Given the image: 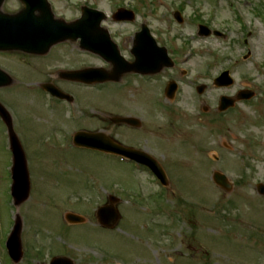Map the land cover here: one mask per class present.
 Listing matches in <instances>:
<instances>
[{"label": "rangeland", "instance_id": "obj_1", "mask_svg": "<svg viewBox=\"0 0 264 264\" xmlns=\"http://www.w3.org/2000/svg\"><path fill=\"white\" fill-rule=\"evenodd\" d=\"M73 1L58 6L68 19L77 15L76 3L81 2L109 16L119 6L137 12L175 68L159 72L162 93V82L136 80L126 87L81 88L89 104L78 112L84 113L79 121L72 120L67 108L62 116L51 112L40 95L31 106L16 87H38L29 84L30 74L24 77L27 82L20 81L14 62L23 65L34 58L0 51V69L15 82L0 87V103L12 115L23 107L33 114L29 130L13 121L33 185L20 205L11 196L9 129L0 118V264H49L56 256L75 264H264V196L256 188L264 183V0ZM15 4L5 0L1 10L16 13ZM177 10L182 23L174 18ZM200 24L226 37L201 36ZM102 26L123 40L136 29L111 20ZM248 49L252 55L243 59ZM70 62L68 67L100 64L83 56ZM225 70L234 84L215 87L214 78ZM55 81L65 88L64 81ZM177 81L176 97L168 99L165 91ZM199 85L207 87L203 94ZM247 89L255 92L254 98L226 112L218 110L221 96L236 97ZM18 113L22 117L25 111ZM119 113L142 119V130L109 125L107 116ZM40 114L46 119H39ZM82 126L149 153L166 170L170 185L162 186L149 172H137L129 162L73 146ZM215 171L233 183L229 191L214 183ZM111 196L119 199L120 219L114 230H105L96 211ZM68 213L83 216L85 223L69 224ZM19 220L24 256L14 263L5 243Z\"/></svg>", "mask_w": 264, "mask_h": 264}, {"label": "flooded vegetation", "instance_id": "obj_2", "mask_svg": "<svg viewBox=\"0 0 264 264\" xmlns=\"http://www.w3.org/2000/svg\"><path fill=\"white\" fill-rule=\"evenodd\" d=\"M14 1L16 2L15 5L17 7H19V10L17 12L22 11L25 7V4L21 0H14ZM72 1L73 0H46L44 2L36 1L33 3V7L36 8L35 9L36 10L35 11V17L41 19L42 21L48 22L49 20H47L45 18V15H43L44 10L46 8H48L52 14V20H50L51 22L55 21V20H62V21L64 20L66 22L82 21L84 18V11L87 7V5L84 2L76 3L77 15L73 19H68L65 16H63L61 12H59L58 6L60 5V3H62V2L63 3H69ZM89 7H91V6H89ZM119 7H122V6H119ZM73 8H74V6H73ZM91 8H96V7H91ZM137 15H138L137 12H135V18L132 22H129V21L117 22L112 18V16H107L105 18V21L103 22V23H106V22H109L111 20L116 25H125V26L126 25H129V26L134 25V26H136V29L133 32L130 31V33L127 35V37L124 40L120 36L113 35V33L110 30H108L109 35H110L112 41L114 42V45L116 46V49H117L116 51H118V55H119L118 56L115 53L114 58H116L119 61V63L114 61V60L106 59L97 52H93L91 50L86 49V43L82 39V35H79L80 37L77 40L73 39V40L60 41V42L52 44L50 47H45L41 51H33L32 53L22 52V53H25L27 56L31 55V57L34 58V62L30 63V61H29L28 63H24L23 65L20 63L14 62V64L16 65V66H14V69L18 72L17 74L19 75L18 77H19L20 81H23V82L26 81V79L24 78L25 75L30 74L31 77L29 79V84L32 85V83H35L37 85L36 87H38V88H22V86L21 87L19 86L18 88L16 87V89H17L16 91L18 92V94L26 95L27 96L26 98L29 97V99H31L30 100L31 106L34 105V98H36V97L38 98V96L40 95L46 99L45 102H47V104H48L47 106L51 112L62 116L61 110L62 109L65 110V108H67L71 114H72V112H75L76 114H80L81 117H80L79 121L82 119V116L84 115V113H82V111H81L82 114L78 113V112H80V110H82L83 107H86L85 103L89 104V101H88L89 98L81 92V88L93 89V90L97 91V90H100L102 86H107L108 84H114V85H119L120 87H126V86H130L131 83H134V82H132L133 80H136L137 82L142 81V83H145V81L146 82H148V81L162 82L161 84H159L158 90L161 93L164 92L165 87H164L162 77H160V75H158L159 72H161L162 70H160L156 75H153L150 77V76L142 75L136 69L137 68V62H136V60H137L136 59L137 34L140 32V30H142V28L144 26L149 27L147 20L144 19L142 22H139ZM225 37H226V35L224 34L222 36V38L224 39ZM247 51H249V54L247 57H244L243 59H248L249 57H251V55H252L251 50L248 49ZM243 54H245V53H243ZM80 56L95 59L98 62H100V64L87 65V66H82V67L81 66L78 67L77 65H73V67H68L69 61L72 62V60L77 59ZM174 64H175V62H174ZM20 66H23L24 69H21ZM172 68H175V66H173ZM92 69H96V71H98V72H95L96 74H93V76H92L93 78L96 77L95 79H97V76H98V78H101L103 76L101 74H103L105 72L110 73L113 77L118 78V79H115V81H109V82L103 83V84L97 83L94 85H88L82 81H79L78 79L70 77L71 73L83 72V71L92 70ZM23 70H24V72H23ZM101 70H103V72H101ZM41 76H43L42 78L44 80L39 79ZM56 78H58L61 81H64L63 84H65V86H64L65 88L61 87L60 83L59 84L56 83V81H55ZM37 80H40V81L37 82ZM16 82H17V80H16ZM43 85L56 86L59 89H61L65 94H67V96L64 97L63 99L53 97L48 91H46L43 88ZM66 86H68L69 88L67 89ZM29 99H28V101H29ZM18 102L21 104V101L18 100ZM97 102H98V98H97ZM36 106L40 107L38 105H36ZM44 107L45 106L43 105V108ZM28 108H29V110L33 109L32 107H31L32 108L31 109L29 106H28ZM40 108H42V107H40ZM48 108H46L47 111H48ZM19 110L25 111L24 116L21 117L19 115V113H18ZM40 111H41V109H40ZM84 111H86V110H84ZM16 114H17V116H15L16 124L18 122L22 129H28L29 130L28 125H29L30 121L32 122V120H30L28 118V116L33 115V114L30 111H28V109H25V107H23L21 109L19 108L16 111ZM122 114L123 113H119L117 115H112V116H107V120L109 122V125H111V126H127L130 128H133V129H141L142 130L143 121L139 117H136V118L140 119V122L136 123L137 125L140 124V126H138V127H132V126L123 125V124H116L112 121L111 118L113 116H125ZM39 117H40L39 119H41L42 117H44V119H46L44 114H40ZM127 117H135V116L127 114ZM54 127L60 128V127H56V126H54ZM81 129L93 131L92 128L91 129H88L87 127L83 128V126L81 127ZM60 130H62V128H60ZM63 131H65V130L63 129L62 132ZM135 136L137 139L138 136L137 135H135ZM63 140L68 142L71 139L64 137ZM129 144L131 146L135 145L132 142Z\"/></svg>", "mask_w": 264, "mask_h": 264}, {"label": "water", "instance_id": "obj_3", "mask_svg": "<svg viewBox=\"0 0 264 264\" xmlns=\"http://www.w3.org/2000/svg\"><path fill=\"white\" fill-rule=\"evenodd\" d=\"M2 1L3 0H0V5ZM92 12H94L97 15L99 14V17L96 19V29L94 30L95 31L94 34L96 35L101 34V36L103 37L104 35H106V33L102 30H99V24L102 21L103 13L98 11H86V16L90 17ZM26 13L27 11H24L22 14H26ZM130 14L132 13L130 12L128 13V11H126L125 9H120L115 14L114 17L115 19L122 20L131 17ZM175 16L179 22H182V18L179 13H176ZM25 18L26 17H23L22 15L11 17L0 14V49H22L25 51H31L29 47L30 42L32 41L35 42V40L38 39L39 36L45 35L46 32L44 28L39 27L34 29L31 23L23 20ZM77 25H78L77 23L74 25H70V27H67V29L64 30L63 34L65 33L64 34L65 38L70 37V35H72V32L76 31L73 27H77ZM200 34L208 36L210 35V31L206 26H200ZM19 41H22L24 43H22L20 46H14L15 43ZM85 41L86 43H88L87 44L89 46L88 48L90 47L93 48L92 44L94 40H88L87 38H85ZM137 49H139L137 55L138 59H143V65H145V70L143 71L145 72H157L161 66L171 65L166 50L162 48L157 49L155 41L150 37V35L146 30L145 32H142L140 35ZM98 50L101 51L102 53L107 52V49L105 47L100 48ZM141 52H143V55ZM1 74L2 75H0V86L8 85L11 81L10 78L3 72H1ZM73 77L84 80L86 82L94 81V80H86L85 75L79 73L73 74ZM101 81H105V80L102 78ZM232 82L233 81L230 78L228 72H225L223 75H221L219 78L215 80V84L219 87L231 85ZM205 88L206 87L202 85L198 87V91L200 93H203ZM175 90H176L175 86L172 87L168 92L169 96H173ZM56 94L60 96L62 95L58 91L56 92ZM243 94L244 93H241L238 99H243L247 97L250 98L252 96V94H245L244 96ZM235 101L236 100L232 98L223 97L220 102V108H219L220 111H225L229 107L233 106L235 104ZM0 113L4 118L5 122L11 127L12 126L11 118L9 114L6 112V110L2 107V105H0ZM116 121L130 123L134 120L128 118H120L119 120ZM105 138L106 137L103 134H90V133L79 132L75 136V143L77 146H81V145H87L83 143L86 139L96 140L97 143L93 144L92 147H99L101 149H113L116 151V153L134 157L135 159L148 164L155 171L156 175L160 177L163 183L166 185L168 184V179L162 167L159 164H157L153 159H151L146 153L134 151L130 148H125L120 145H114L113 143L107 141ZM98 141H102V143ZM11 144H12L14 160H15L14 168H13L14 184L12 187V195L14 197L15 204L20 205L24 201H26L30 195L29 171H28L27 161L24 151L22 149V146L20 145L18 138L16 137L13 131H11ZM132 153L135 154L139 153L137 154L139 156ZM213 179L216 184L225 188L226 190H229L231 188L230 184L228 183V179L224 174L220 172H214ZM258 191L260 194L264 195V184H260L258 186ZM117 201L118 200L116 198H112L111 204L105 205L98 209L97 217L99 223L105 228H114L120 219V213L116 208V206L114 205V203ZM66 218L70 223L84 222L83 217L73 213L67 214ZM21 233H22V222L21 220H19L15 225L14 230L7 243L9 253L15 262H19L23 256ZM51 264H75V263L68 257H55L52 259Z\"/></svg>", "mask_w": 264, "mask_h": 264}]
</instances>
